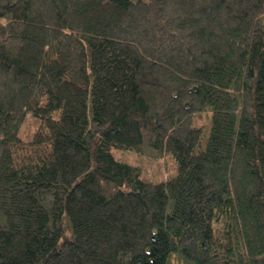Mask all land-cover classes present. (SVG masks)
Instances as JSON below:
<instances>
[{
    "label": "trees",
    "instance_id": "obj_1",
    "mask_svg": "<svg viewBox=\"0 0 264 264\" xmlns=\"http://www.w3.org/2000/svg\"><path fill=\"white\" fill-rule=\"evenodd\" d=\"M0 264H264V0H0Z\"/></svg>",
    "mask_w": 264,
    "mask_h": 264
},
{
    "label": "rangeland",
    "instance_id": "obj_2",
    "mask_svg": "<svg viewBox=\"0 0 264 264\" xmlns=\"http://www.w3.org/2000/svg\"><path fill=\"white\" fill-rule=\"evenodd\" d=\"M202 121H204V119ZM115 152H116V154H117L116 156L118 158H122V159H124V160H126V161H128L134 165H138L143 169L144 172L146 171V173H148V169H150L152 161H149V159L147 157L139 156L131 150H113V153H115ZM169 163H170V161H169ZM163 174L165 175L166 172H164Z\"/></svg>",
    "mask_w": 264,
    "mask_h": 264
}]
</instances>
